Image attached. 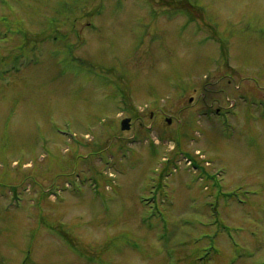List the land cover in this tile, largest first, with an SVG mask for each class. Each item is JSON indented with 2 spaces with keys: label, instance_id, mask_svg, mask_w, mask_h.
<instances>
[{
  "label": "rangeland",
  "instance_id": "374dc122",
  "mask_svg": "<svg viewBox=\"0 0 264 264\" xmlns=\"http://www.w3.org/2000/svg\"><path fill=\"white\" fill-rule=\"evenodd\" d=\"M0 264H264V0H0Z\"/></svg>",
  "mask_w": 264,
  "mask_h": 264
},
{
  "label": "water",
  "instance_id": "95a60500",
  "mask_svg": "<svg viewBox=\"0 0 264 264\" xmlns=\"http://www.w3.org/2000/svg\"><path fill=\"white\" fill-rule=\"evenodd\" d=\"M170 121V120H169ZM130 119L126 118L122 121V128L125 129H129L130 128Z\"/></svg>",
  "mask_w": 264,
  "mask_h": 264
}]
</instances>
